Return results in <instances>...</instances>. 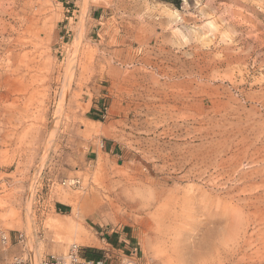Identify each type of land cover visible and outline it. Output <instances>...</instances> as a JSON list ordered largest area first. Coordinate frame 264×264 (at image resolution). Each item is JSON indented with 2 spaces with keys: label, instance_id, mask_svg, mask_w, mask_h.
Here are the masks:
<instances>
[{
  "label": "rangeland",
  "instance_id": "rangeland-1",
  "mask_svg": "<svg viewBox=\"0 0 264 264\" xmlns=\"http://www.w3.org/2000/svg\"><path fill=\"white\" fill-rule=\"evenodd\" d=\"M66 1L0 0V264H264V0Z\"/></svg>",
  "mask_w": 264,
  "mask_h": 264
},
{
  "label": "built area",
  "instance_id": "built-area-1",
  "mask_svg": "<svg viewBox=\"0 0 264 264\" xmlns=\"http://www.w3.org/2000/svg\"><path fill=\"white\" fill-rule=\"evenodd\" d=\"M64 182L63 184H65ZM79 184L78 180H71L68 182V186L75 187ZM21 238V236H20ZM0 240L3 245L8 244V238L5 233H0ZM102 241H105L104 239ZM109 247L101 250L100 256H83L80 251V247L73 243L71 244L65 255L60 257L49 256V258L42 264H113L111 261L112 254L110 253ZM5 264H24L23 261L18 257H13L9 262ZM124 264V263H122Z\"/></svg>",
  "mask_w": 264,
  "mask_h": 264
},
{
  "label": "bare ground",
  "instance_id": "bare-ground-1",
  "mask_svg": "<svg viewBox=\"0 0 264 264\" xmlns=\"http://www.w3.org/2000/svg\"><path fill=\"white\" fill-rule=\"evenodd\" d=\"M31 25V24H30ZM82 33V32H81ZM3 34V33H2ZM8 34V33H7ZM79 43H80V37H76V40L74 41V43H73V47H72V53H71V58H70V61H69V64H68V70H67V77L68 76H72V70L74 69V66H75V64H76V58H77V56H78V54H79ZM89 53V52H88ZM21 55V54H20ZM22 57H24L23 55H21ZM30 57V56H29ZM26 58H27V56H26ZM93 58V57H92ZM90 60V59H89ZM23 61V60H22ZM21 62V61H20ZM90 62V61H89ZM105 63V62H104ZM28 65V64H27ZM77 65V64H76ZM104 65V64H103ZM79 66V65H78ZM101 66V65H100ZM33 67V66H32ZM35 67V66H34ZM91 67V66H90ZM37 69V68H36ZM82 70V69H81ZM83 73V72H82ZM110 73V72H109ZM21 74V73H20ZM28 76V75H27ZM70 78V77H69ZM69 78H66V81H65V83H66V87L67 88H65V89H68V87H69V82H70V79ZM22 80V79H21ZM38 88V87H37ZM64 89V90H65ZM66 91V90H65ZM65 91H64V93H63V95H62V99H61V101L63 102L64 101V98H65ZM67 92V91H66ZM26 99V98H25ZM28 103V102H27ZM62 106H63V104H61L60 103V108H59V110L60 109H62ZM34 110V109H33ZM58 110V111H59ZM6 111V110H5ZM36 126V125H35ZM22 127V126H21ZM55 125L53 126V129H55ZM198 175V174H197ZM71 181V180H70ZM68 183V182H67ZM163 191V190H162ZM161 195V194H160ZM159 197V196H158ZM157 199H159V198H157ZM152 204V203H151ZM109 206V205H108ZM91 236V235H90ZM86 238V237H85ZM84 238V239H85ZM89 239V238H88ZM82 240H83V238H82ZM84 241V240H83ZM89 243H91V242H87V241H84L82 244H89Z\"/></svg>",
  "mask_w": 264,
  "mask_h": 264
},
{
  "label": "crops",
  "instance_id": "crops-1",
  "mask_svg": "<svg viewBox=\"0 0 264 264\" xmlns=\"http://www.w3.org/2000/svg\"><path fill=\"white\" fill-rule=\"evenodd\" d=\"M74 0H67L65 3L67 6L65 13L64 14H69L70 13V8L71 6H69L70 4H74L73 2ZM66 17V16H65ZM67 19V18H66ZM64 35V34H63ZM105 240V239H104ZM120 241V240H119ZM119 241H117L116 237L110 238V240H108V244H106L107 247H109V251L112 254L113 252H121V250H119ZM125 248V247H124ZM133 253V252H132Z\"/></svg>",
  "mask_w": 264,
  "mask_h": 264
},
{
  "label": "trees",
  "instance_id": "trees-1",
  "mask_svg": "<svg viewBox=\"0 0 264 264\" xmlns=\"http://www.w3.org/2000/svg\"><path fill=\"white\" fill-rule=\"evenodd\" d=\"M180 2V0H172V3L175 4V5H178Z\"/></svg>",
  "mask_w": 264,
  "mask_h": 264
}]
</instances>
